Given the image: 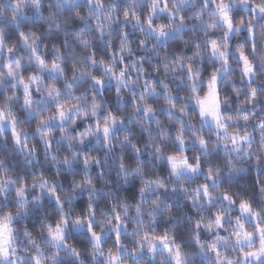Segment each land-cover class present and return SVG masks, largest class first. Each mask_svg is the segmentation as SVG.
Returning a JSON list of instances; mask_svg holds the SVG:
<instances>
[{"label":"clouds","instance_id":"9594fccd","mask_svg":"<svg viewBox=\"0 0 264 264\" xmlns=\"http://www.w3.org/2000/svg\"><path fill=\"white\" fill-rule=\"evenodd\" d=\"M0 264H264V0H0Z\"/></svg>","mask_w":264,"mask_h":264}]
</instances>
